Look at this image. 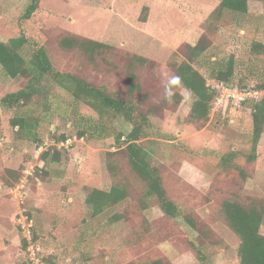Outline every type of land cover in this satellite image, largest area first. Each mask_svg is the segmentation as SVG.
<instances>
[{
	"label": "rangeland",
	"instance_id": "rangeland-1",
	"mask_svg": "<svg viewBox=\"0 0 264 264\" xmlns=\"http://www.w3.org/2000/svg\"><path fill=\"white\" fill-rule=\"evenodd\" d=\"M220 1L39 0L37 14L24 21L30 0H0V42L25 36V59L33 43L41 45L55 69L120 99L126 97L127 75L134 73L140 85L134 101L140 100V112L150 116L140 143L160 172L167 199L183 214L165 216L125 162L108 158V152L116 151L114 136L127 133L129 124L118 118L112 136L77 138L80 117L95 120V113L46 80V106L25 110L37 119L31 130L41 143L34 135L15 133L9 125L13 112L0 106V264H33L29 246L24 248V230L32 237L36 264H147L155 259L238 264L239 241L225 223L221 204L255 202L264 211V134L256 160L248 163L242 154L250 151L251 102L239 107L214 102L208 119L196 122L189 117L193 96L173 79L174 61L184 60L187 45L203 40L208 46L204 67H195L207 85L214 84L208 62L230 59V84L254 88L264 82V47L254 51V44L264 46L260 1L249 0L245 15L224 12L217 20L210 14ZM63 37L104 43L111 50L90 62L77 51L60 49ZM134 57L147 61L130 71ZM25 85L26 79H11L0 67V98ZM59 135L66 137L63 143L54 142ZM49 148H56L60 158L44 165L40 155ZM229 152L240 154L224 168L221 157ZM113 163L124 167L122 173L115 171L117 179L107 169ZM116 181L127 186V198L90 218L86 190L108 191ZM183 217L195 223V232ZM197 245L205 256L202 263Z\"/></svg>",
	"mask_w": 264,
	"mask_h": 264
},
{
	"label": "trees",
	"instance_id": "trees-1",
	"mask_svg": "<svg viewBox=\"0 0 264 264\" xmlns=\"http://www.w3.org/2000/svg\"><path fill=\"white\" fill-rule=\"evenodd\" d=\"M264 14V0H259ZM249 0H221L218 6L210 14L219 20L224 12L245 15L248 11ZM39 0H30L22 20L28 21L39 10ZM28 45L25 36H18L0 42V67L4 74L11 78H24L26 85L21 89L8 93L0 98L1 108L8 112H13L9 125L18 135L35 134L31 130V124L37 123L36 118H31L28 107L46 106V98L43 96L46 80L52 82L56 87L67 92L74 102L82 104L95 113L96 119L80 117L82 123L75 126V136L87 141L96 140L116 133L113 123L120 118L124 123L129 124L131 129L127 133L118 132L114 136L115 152H108V158H121L127 167L146 187V197L157 202L162 213L169 218L182 217L180 209L169 199H167L162 185L159 170L149 162V154L140 143L146 138L147 129L150 126V116L140 112V100L134 101V97L140 92V85L136 82L133 72L127 75L124 99L112 96L103 88L81 79L71 73L62 72L55 69L47 55L45 48L33 43L32 52L29 59H25L21 50ZM60 49L65 51H77L82 56L94 62L96 57H101L111 47L104 43L91 40H82L75 37H63L58 41ZM261 44H254V51L259 52L263 48ZM207 44L199 40L195 45H187L184 51V60L174 61L173 79L176 87H182L193 96L189 117L196 122H203L208 119L212 104L218 96V85L224 83L227 86H237L230 84L234 75V62L215 60L208 67L209 79L213 85H207V80L198 71L199 67H204L203 58L207 51ZM146 59L142 57L132 58L133 67L146 64ZM202 62V64H201ZM249 91L264 92V82L254 88L239 87ZM262 97V96H261ZM144 99V97H142ZM247 102L250 104L251 133L249 136L250 151L242 154L248 163L256 160V147L261 136L264 134V98H249L240 105ZM239 105V106H240ZM238 106V107H239ZM46 111V110H45ZM111 134V136H112ZM37 143H41L37 140ZM66 140L64 135L54 136L55 143H63ZM240 152H229L221 157L224 168H229L234 160L238 158ZM60 153L56 148H49L41 153L40 161L46 165L49 162H58ZM241 158V157H240ZM121 165V163H120ZM119 165V166H120ZM121 167L117 169L116 164H108L107 169L114 179L119 176L116 170L122 173ZM127 198V186L117 181L108 191L98 189L86 190L85 204L89 210V217L94 218L101 215L108 208H111ZM222 214L228 229L237 237L239 244L237 247L238 264H264V235L260 234V228L264 220V211L257 203L242 204L235 200H225L221 204ZM191 230L196 231V225L190 219L183 217ZM25 239V238H24ZM24 248L28 242L24 240ZM196 256L199 263L205 261V256L199 245L195 247ZM147 264H168L160 259L151 260Z\"/></svg>",
	"mask_w": 264,
	"mask_h": 264
},
{
	"label": "built area",
	"instance_id": "built-area-1",
	"mask_svg": "<svg viewBox=\"0 0 264 264\" xmlns=\"http://www.w3.org/2000/svg\"><path fill=\"white\" fill-rule=\"evenodd\" d=\"M264 92H257V91H249L246 89H240L237 86H227L224 83H220L218 85V96L215 100V105L222 100H224L228 104H232L234 106H239L241 103H243L245 100L249 98H257L259 96H263ZM27 232H23V236L27 239L28 242V251L30 254L29 259L31 260V263L36 264V254H35V246L32 245V237H29V230H24Z\"/></svg>",
	"mask_w": 264,
	"mask_h": 264
}]
</instances>
